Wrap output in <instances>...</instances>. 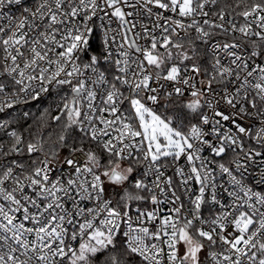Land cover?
Masks as SVG:
<instances>
[{"label": "snow or ice", "instance_id": "obj_1", "mask_svg": "<svg viewBox=\"0 0 264 264\" xmlns=\"http://www.w3.org/2000/svg\"><path fill=\"white\" fill-rule=\"evenodd\" d=\"M0 264H264V0H0Z\"/></svg>", "mask_w": 264, "mask_h": 264}, {"label": "trees", "instance_id": "obj_2", "mask_svg": "<svg viewBox=\"0 0 264 264\" xmlns=\"http://www.w3.org/2000/svg\"><path fill=\"white\" fill-rule=\"evenodd\" d=\"M43 106H44L43 104H36V105H33V106H32V109H31V110H32L34 113H38V110L41 109Z\"/></svg>", "mask_w": 264, "mask_h": 264}]
</instances>
